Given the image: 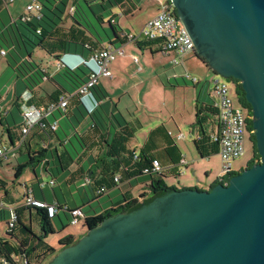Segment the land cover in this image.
I'll return each mask as SVG.
<instances>
[{
  "label": "trees",
  "instance_id": "trees-1",
  "mask_svg": "<svg viewBox=\"0 0 264 264\" xmlns=\"http://www.w3.org/2000/svg\"><path fill=\"white\" fill-rule=\"evenodd\" d=\"M164 1L170 4V0ZM39 2L42 6L40 17L34 16L29 21H24L22 15L18 16L17 19H13L10 16L11 20L6 24L1 19V12L3 7L5 5L8 6L9 3L6 0H0V51H5L6 55L13 51L15 55H11V57L13 58L12 68L16 78L19 79L26 92L31 93V98L26 102L27 106L46 107L51 103L58 102L62 96L69 97L65 113L62 110L57 111L67 117L68 124L72 127L70 129L72 134H67L61 125L58 126L56 131H53L51 128L52 122L48 118L43 122L44 127L39 124L36 125L31 131L36 130L37 135L41 136V133H43L49 138L55 135L58 142L63 146V150L61 152L56 148L52 151L50 144L47 147L40 146L36 150H29V160L24 164H18L16 167V179L20 178L29 167H34L36 164L46 165L47 155H52L53 152L56 154L64 153L68 157L70 156L69 161L71 163H75L76 160L71 157L68 147L76 150V156L83 155L86 152H98L99 156L94 163L100 170L99 176L95 177L92 174V176L88 177L91 168L85 177V182L90 185L97 198L103 197V195L117 188L120 183L137 180L142 177L149 178L148 182H150L152 191L149 195H142L143 199L141 201L138 198H126L123 204L91 217H85L82 211L83 218L81 221H84V225L88 229H93L103 221L119 214H127L139 210L156 198L163 197L173 190H181L177 186L170 187L166 183L167 178H178L180 176L178 169L184 167V165L182 164L183 154L180 148L174 140H170L171 136L163 125L150 131L144 146L137 154L131 148L130 142L136 138L137 132L143 128L141 120L131 119L130 121H124V124L118 123L116 126L111 121L113 114H109L104 110L89 112L82 101L81 95L77 94L79 88L85 85L89 79L90 69L85 63L76 67L63 63L60 64L55 73L50 74L34 59V51L37 48L45 50L58 62H61L62 58L68 54L76 55L83 60L89 59L94 54L105 49L107 45H104L105 42L102 40L96 26L86 18V12H91L96 22L104 28L105 12L116 6L122 9L128 7L134 10L136 7L133 0H72V13L70 14H67V11L71 0H39ZM95 7H97L98 11L95 10ZM174 13L176 14L175 10ZM68 18L72 23L69 27H66L65 22ZM108 24L113 31L114 39L107 34V44L114 46L128 44L127 33L118 27L116 15L109 19ZM134 44L139 48L158 45L160 52L162 49L160 41H141ZM200 60L206 64L203 59ZM229 81L234 86L239 104L247 112L249 137L255 146L251 107L246 101L241 83L235 79H230ZM45 83L54 86V90L49 92L44 89L43 85ZM37 90L43 92L41 97L36 93ZM90 95L98 104L109 100V93L101 83L91 89ZM17 101L13 106L14 111L10 113L13 125L9 123L6 129L13 146H15L13 135L19 130L21 138L22 127L21 120L18 121L17 118L23 113L21 96L17 97ZM87 118L91 119L92 125L86 132L80 133L78 127ZM213 119L216 120V125L218 126V108L215 103L205 107H198L195 122L197 137L194 140V144L201 158L208 159L219 155V142L214 139L216 132L208 128V126L213 124ZM60 128L63 129V138L58 134ZM67 143L69 146H66ZM77 143L81 147L80 151L77 148ZM23 144L28 146L26 140H24ZM162 158L167 159L171 166L165 167ZM259 160L260 156L255 149V154L248 162L246 168L252 167ZM154 161L159 162L161 165L160 173L152 172ZM59 162L60 166L64 164L62 158L59 159ZM242 170L229 173L225 178L218 177L210 189L219 183L228 182L231 176L240 173ZM52 181L56 185L55 180ZM6 187L7 183L0 180V188L5 190L4 197L10 195ZM40 188L43 189L41 185ZM193 189L199 188L195 187ZM199 190L203 191L204 189ZM29 193L33 194L32 192L27 194ZM27 194L23 196V200ZM57 205L59 209L60 206L59 204ZM21 207L16 208L19 220L15 229L8 228L9 206L0 208V222L5 223L6 226V231L0 235V264H44L63 249L78 242L79 239L73 236H66L60 240L58 249L53 248L45 241L47 234L54 232L51 224L53 218H50L43 210L26 207L23 204ZM21 209L35 210L39 213L38 221L40 222L42 234L35 235L30 226L22 224Z\"/></svg>",
  "mask_w": 264,
  "mask_h": 264
},
{
  "label": "water",
  "instance_id": "water-1",
  "mask_svg": "<svg viewBox=\"0 0 264 264\" xmlns=\"http://www.w3.org/2000/svg\"><path fill=\"white\" fill-rule=\"evenodd\" d=\"M195 56L238 80L260 160L210 190H173L88 229L49 264H264V0H170Z\"/></svg>",
  "mask_w": 264,
  "mask_h": 264
},
{
  "label": "rangeland",
  "instance_id": "rangeland-1",
  "mask_svg": "<svg viewBox=\"0 0 264 264\" xmlns=\"http://www.w3.org/2000/svg\"><path fill=\"white\" fill-rule=\"evenodd\" d=\"M30 0H15L14 3L3 7L1 12V19L4 23L8 24L10 19L9 12L12 15L13 19H17L18 15L15 13H21L26 10L27 4ZM135 4V9L131 10L128 7L120 8L118 6L112 7L109 11L104 13L105 24L103 27L99 25L93 14L91 12H86V18L89 22L93 23L96 26L104 44L108 43L107 34L114 39V34L111 27L108 24L110 18L113 15H116V21L118 22V27L124 30L126 33L139 34L145 24L154 17L160 10V4L158 0H133ZM72 0L69 5L67 14L72 13ZM95 10L98 11L97 7ZM9 11V12H8ZM71 20L68 18L65 22L66 27L71 25ZM127 52L125 57H121L123 63L121 64L119 60L114 62L115 72L117 73V78L112 84L107 78H103L106 88L110 91V98L113 104H117L120 110L131 119H139L143 123V128L137 132L136 138L132 140L131 145L134 148H137L138 144H144L146 141V136L149 131L159 124L160 122L167 121V109H172L175 104L179 106V103H183L181 95L177 94V97H174L173 90L169 87L170 82L168 79L173 77L175 73H178L180 77H188V82H191L192 79L198 80L200 82V87L205 86L206 90L212 86V82L217 78L215 73L204 64L195 54H190L184 57H167L162 54L151 55L147 50L134 51V45L129 43L127 46L123 47ZM1 53V51H0ZM11 55H14L13 51L7 56H2L0 54V93H1V105L0 108L9 110L12 107L15 93V72L12 68L13 58ZM15 56V55H14ZM135 57L138 61H135ZM120 58V59H121ZM34 59L36 62L41 64L45 70H49L51 73L57 71L58 66L60 65L55 58L40 48H37L34 51ZM112 64V65H113ZM141 70H144L141 73ZM221 78V77H219ZM222 79V78H221ZM171 81V80H170ZM183 80L181 79V82ZM142 82V83H141ZM171 84H175L171 81ZM167 86V87H163ZM188 91V90H187ZM179 93V90L178 92ZM189 92L187 95L186 103L187 107L189 106ZM111 102V103H112ZM114 104V105H115ZM182 106V105H181ZM129 112H128V111ZM50 115V118L54 120V116L61 117L60 112L56 111ZM131 114V115H130ZM184 114V113H183ZM18 115V114H17ZM186 116V113L184 114ZM133 117V118H132ZM18 121L21 120V117L18 116ZM67 120L64 122L66 123ZM13 125V122L11 120ZM63 125V124H62ZM177 131V130H176ZM59 136L63 138V129L60 128L58 131ZM184 134L189 137V129H184ZM3 138V143L0 140V148H5L9 146L7 143V135H0V139ZM53 140L58 143L57 137L53 135ZM77 148L80 151L81 147L77 143ZM178 145L181 149L185 150L189 161L192 162V165L196 167V171L193 172L190 167L186 168V174L180 175L177 178H167V183L170 187L172 186H183L195 182L197 177L203 179L206 177V174L209 175V181H215L219 175H221V159L219 155H215L211 158H201L195 145L191 143L189 150L185 147L184 142L178 141ZM71 154L75 155V149L68 147ZM19 157V161L15 158L11 159L10 162L5 165L6 181L9 184V192L12 198L16 199V206H19L21 199L23 197V192L25 190V184L30 188L35 185L36 187L45 184V187L50 189V181L54 176L52 171H55V182H56V191L60 195V188L63 190V197H66L68 200H72V192L69 190V187L62 185V176L59 174L61 172L57 171V167L61 166L59 160L56 164L52 163V170L47 172L44 169L43 164H36L34 167L27 168L20 178L15 177V171L18 164H24L29 160V154L26 146H23L22 149L18 148L14 151ZM253 158V145L250 141L249 135L246 137L245 143V153L234 163V170L236 172L245 169L248 162ZM8 166V167H7ZM12 166H15L12 169ZM184 167L181 168V172ZM37 170V172H35ZM184 171V172H185ZM1 172V166H0ZM180 182V183H179ZM75 195V194H74ZM136 196V195H135ZM74 210V209H73ZM72 219V216H71ZM23 221H29V217H24ZM33 229L34 232L42 234L40 222H38L37 217H34ZM65 221V220H63ZM64 222L65 226L62 228L61 225L58 226L56 230L57 234L49 232L46 236V241L48 244L54 248H59L60 240L63 239V235H58L65 229L66 236L74 235L78 236L80 228L79 226H74L71 224L70 220ZM5 223L0 222V231L6 230ZM26 226H30L29 222H25ZM87 234V231H85ZM53 258L47 260L44 264H48Z\"/></svg>",
  "mask_w": 264,
  "mask_h": 264
},
{
  "label": "crops",
  "instance_id": "crops-1",
  "mask_svg": "<svg viewBox=\"0 0 264 264\" xmlns=\"http://www.w3.org/2000/svg\"><path fill=\"white\" fill-rule=\"evenodd\" d=\"M161 1L162 0H158L159 4L161 3ZM5 7H7V9H8V6L5 5ZM24 13H25V11L21 12L20 14L19 13H15V14L20 16ZM9 15L12 17L13 14H11L9 12ZM128 44H126L124 46H127ZM104 45L108 46L107 43ZM133 45H134V51L135 52H137L139 50H142V51L147 50L149 53H151V55L162 54L160 52V48L158 45H151V46H147L144 48H139L136 44H133ZM162 55H164V54H162ZM165 56L171 58L174 56L176 57V54L170 53V54L165 55ZM126 57H124V58H126ZM118 60L121 64L123 63L122 58L121 59L119 58ZM62 61L66 65H69L71 67H75L76 65L79 64L80 59L63 57ZM117 61H115V62H117ZM58 63L60 64V62H58ZM59 66H58V68H59ZM116 66L117 65L113 64L111 67L113 77L107 78L111 84L116 79H118L117 73L114 71ZM46 71L49 72L50 74H53L49 70H46ZM143 71L144 70H141V73H143ZM15 78H16V75H15ZM102 79L103 78L100 79V83L108 91L109 100H106L104 102H99V104H98L97 102H95L93 97L91 95H89L82 100L86 109L89 112H91V111L97 112V110H100V111L104 110L105 112H107L109 114H113L112 115L113 118L111 119V121L116 126L118 123L124 124V121H130L131 118H127V116L124 115V113L120 110L119 106L115 103H114L115 105L113 104V102L110 98V91L106 88ZM181 79L183 80L182 82H181ZM170 80L173 81L175 84L174 85L171 84ZM168 82H170L169 87L172 88L174 97L176 98L177 94H179V95H181V97L183 99L182 101H184V102L179 103V106H177L175 104V106L171 110L167 109V114H168L167 121L163 122V123L160 122L159 124L154 126L151 130H153L154 128H156L160 125H163L165 127V129L167 130L168 134L171 136L170 140H172V141L174 140L177 145H178V141L184 142L185 147L187 148V150H189V146L191 145V143L194 144V140L197 137V129L195 127V122L197 119L198 107H205L206 105H213L215 103V99H214L213 94L211 92V87H209L208 90H206L205 86L200 87V82L198 80H197V83L194 84L192 81L188 82L187 78H185V77L181 78L180 75H178V73H175L173 75V77H170L168 79ZM43 87H44V89L48 90L49 92H52L54 90V86H52L49 83H45L43 85ZM163 87L165 88L167 86L163 85ZM178 90H179V93H177ZM188 92H189L190 101H189V106L187 107V103L185 101L187 99ZM36 93L40 97L43 95V92L40 90H37ZM30 94L31 93L26 92V90L24 89V87L21 84V82L19 81V79L16 78L15 93H14V97L12 98V100H13L12 107L9 110H5L3 108L2 109L0 108V135L5 134L8 137L7 143H9V146L6 145L5 146L6 148H12L13 147V145L11 144V139H10L9 134L7 133L6 129H7V125L9 123L11 124V117H10L11 114L10 113L14 111L13 106L16 102H18L17 97L21 96V98L23 99V98H27ZM100 104H101V106H100ZM0 105H1V93H0ZM62 112L65 113L64 111H62ZM67 112L69 113V111H67ZM183 113L184 114L186 113V116H184ZM52 115H54V114H52ZM20 117H21L20 122L22 123V120H23L22 115ZM48 120L50 122L57 121L58 124L61 125L65 129L67 134H72V131H70V129H72V127L68 124V120H67V117L65 116V114H61V117L54 116V120H52L49 116ZM65 120H67L66 123L64 122ZM72 120L74 121V119H72ZM91 125H92L91 119L87 118L84 121V123L80 127H78V130L80 133L86 132L90 128ZM185 128L189 129V137H187L184 134ZM208 128H210V130H213L215 132L217 131L218 127L216 125L215 119H213V124L211 126H208ZM150 131H149V133H150ZM180 134H183L184 138L179 140L178 135H180ZM13 136L15 138V145H16L15 150H16V149H18L19 143L21 141L20 140L21 139L20 138V131L17 130ZM52 137L49 138L48 136L44 135L43 133H41V136H39V135H37L36 130L31 131L30 134L27 135V137L25 138L26 143L28 145V146H26L27 151L36 150L40 146L47 147L50 144L52 151H54L56 148H58L62 152L63 146L59 142L57 143L56 141H54ZM147 137H148V135L146 136V140H147ZM0 140L3 143V141H4L3 138ZM145 142H144V144H145ZM131 143H132V141L130 142L131 148L134 149V151L137 154L139 153L141 148L144 146V144L139 143L137 148H134L131 145ZM23 146H25V145L23 144L19 148L22 149ZM66 146H69V144L67 143ZM178 147H179V145H178ZM180 150L183 154V158L186 160V163H187L185 166V169L190 167V169L193 172H195L196 167L194 165H192L191 161H189V159L187 157V153L185 152V150H183L181 148H180ZM97 153H98L97 151H93L92 153L86 152L83 155H79V156L70 154L71 157L75 158V160H76L75 163H71L69 161L70 156L68 157L64 153L56 154L53 152L52 155L51 154L47 155L46 165H44V169L47 172H50L52 170V167H51L52 163L56 164L59 159H61V158L63 159L64 164L61 166V171H60V167H57V171L61 172L59 175L62 176V178H63L62 185H66L67 187H69V190L72 192V200H68L66 197H63V195H65V194L61 188H60L61 193L59 195L58 192L56 191V185H55V187H53V188L51 187L50 189H48L47 187H44L43 189H41L40 186L36 187L35 185H33L30 188L28 185L25 184V190L23 192V196L25 194H27L28 192H32L38 200H44L49 204H52V203L59 204L60 208L58 209L57 214L55 215V217L51 221L54 234H57L56 230H58L59 225H61L63 228L65 226L64 222H67L66 220H70V222L72 221L70 211L73 209L80 208L83 211L85 217H91V216L101 214L104 211H107V210L112 209L114 207H117L119 204H123L126 198H128V199L138 198L141 201L143 199L142 195H149L151 193L152 190H151L150 182H148L149 178L148 177H142V178H139L137 180L126 181L124 183H120L117 188H115V189L111 190L109 193L103 195V197L97 198L96 194L93 192L90 185L85 182V177L87 176V174L91 168L92 169H91V172L88 174V177L92 176V174H94L95 177L99 176V174H100V170L98 169V166L94 163L95 159H97V157L99 156V154H97ZM13 158H15L17 161H19V157L17 156V154L15 156L10 154L8 160L2 161L0 163V166H1L0 180L5 182V183H7L6 173L8 172V170L7 171L5 170V168H6L5 165H7L10 162V160ZM162 161H163L165 167L171 166L170 162L167 159L162 158ZM14 167L15 166H12V169H14ZM180 168L178 169L179 174L181 172ZM35 172H37V170ZM185 174H186V171L183 174V176ZM52 175L54 176V178H52V180H55V171L54 170L52 171ZM177 180H178V178H177ZM208 181H209V175L206 174V177L203 179H200L197 177L195 182H193V183L191 182V184L183 185V186H179V187L177 186V187L180 189H182V188L193 189V188L197 187L199 189L208 190V189H210V187L214 184V182L216 180L213 182L212 181L208 182ZM166 183H167V180H166ZM6 190H9V184L8 183H7ZM4 194H5V190L0 188V199L4 202V204L6 206L13 207V208H22L21 205H22L23 197L20 201L21 203L18 204L19 206H16L15 204L18 203V202H16V199L12 198L11 195L4 197ZM21 211H22L21 212L22 224H25V222H29L30 227L33 231V234L40 235V234L34 232V229H33L34 217L35 218L37 217V219H39V213L35 210L29 211V210H22L21 209ZM24 217H29V221H23ZM63 220H65V221H63ZM77 226H79V228H80V231L78 232L79 235L77 237L74 235H71V234L68 236H73L76 239H80L86 234L85 231H87V227L84 225L83 220ZM64 231H65V229L62 232L58 233V235H61V236L63 235L62 236L63 238L66 237V234H64L65 233ZM3 233H4V231L1 230L0 235ZM59 247H60V244H59ZM55 249H58V248H55Z\"/></svg>",
  "mask_w": 264,
  "mask_h": 264
},
{
  "label": "built area",
  "instance_id": "built-area-1",
  "mask_svg": "<svg viewBox=\"0 0 264 264\" xmlns=\"http://www.w3.org/2000/svg\"><path fill=\"white\" fill-rule=\"evenodd\" d=\"M9 4L15 0H6ZM8 4V5H9ZM42 9L39 0H30L26 6L25 13L22 14V19L29 21L32 17H40ZM128 43H136L141 41H160L162 43L161 53L168 55L176 54L178 57H184L190 54H195V45L192 38L188 34L187 29L182 24L181 20L174 13L171 3H166L164 0L160 3V10L145 24L139 34L127 33ZM124 46L108 45L105 49L94 54L89 59L83 60L76 55L68 54L64 57L78 58L79 64L85 63L90 69V75L87 83L77 91L81 95L82 100L90 95L93 87L100 83L101 78H112V64L121 57H125L126 51ZM2 56H6L5 51H1ZM135 61L138 59L135 57ZM64 62L61 61L60 64ZM78 64V65H79ZM76 65V66H78ZM75 66V67H76ZM217 78L212 82L211 92L215 99V106L218 108V128L214 139L219 142V156L221 159V175L219 178H225L229 173L234 172V163L240 159L245 153L246 137L249 135V125L246 110L239 104L233 84L224 78ZM188 79V77H185ZM194 84L197 80H191ZM28 93V92H27ZM31 98H23V113L21 127V141L18 148L22 145L27 135L36 125L44 127V120L47 119L57 110L65 111L67 109L69 97L62 96L58 102L51 103L46 107L27 106L26 102ZM58 122L51 123L53 131L58 129ZM184 135H178V139H183ZM15 146L12 148H0V163L8 160L9 155L15 156ZM182 164L184 169L180 172L183 175L185 172L186 160L183 158ZM161 165L154 161L152 166L153 173H160ZM118 180V179H116ZM227 183V182H224ZM54 181H50V186H54ZM42 188L45 184L41 185ZM22 204L26 207H32L45 211L50 217L54 218L58 212L56 203L49 204L44 200H38L33 194L29 193L24 197ZM7 207L0 199V208ZM72 225L77 226L83 218L81 209L71 210ZM19 220V214L16 208L9 207L8 228L15 229Z\"/></svg>",
  "mask_w": 264,
  "mask_h": 264
},
{
  "label": "flooded vegetation",
  "instance_id": "flooded-vegetation-1",
  "mask_svg": "<svg viewBox=\"0 0 264 264\" xmlns=\"http://www.w3.org/2000/svg\"><path fill=\"white\" fill-rule=\"evenodd\" d=\"M251 141V140H250ZM252 142V141H251ZM252 145H253V156H254V154H255V146H254V144H253V142H252Z\"/></svg>",
  "mask_w": 264,
  "mask_h": 264
}]
</instances>
